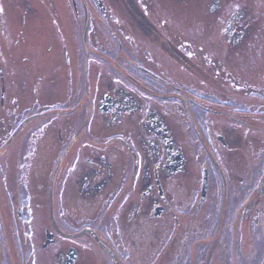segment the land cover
<instances>
[{"label":"flooded vegetation","instance_id":"af4514ba","mask_svg":"<svg viewBox=\"0 0 264 264\" xmlns=\"http://www.w3.org/2000/svg\"><path fill=\"white\" fill-rule=\"evenodd\" d=\"M202 4L214 12L223 8L225 0H202ZM71 8L79 28L73 36L85 62L77 77L71 76L75 91L72 88L67 97L73 96L74 103L80 108L85 104L87 110L78 113L63 107L48 112L44 115L54 118L77 115L63 123L54 119L39 131L24 132L29 122L19 129L27 119L22 120L3 145L16 152L13 165L0 159L3 263L14 264L12 229L26 228L30 236L45 233L43 251L60 247L53 264H67L70 250L77 255L70 264H88L81 248L69 247L66 252L59 239L98 246L103 264H217L221 248L226 264H264V72L260 76L253 67H264V55H254L247 47L231 48L247 36L252 24L249 12L218 18L219 42L212 38L206 45L200 40L201 51L208 45L210 50L218 47H214L216 53L210 52L215 54L212 58L232 56V62H225L227 72L219 70L223 65L208 64V58L202 61L206 65L184 67V36L159 34V38L139 40L131 32L138 31L140 24H126L122 17L112 24L105 5L101 11L94 0H72ZM121 25L128 32H117ZM145 41L154 48L144 49ZM242 52L248 63L244 66L241 57H234ZM12 83L21 86L15 79ZM62 83L69 81L65 77ZM253 121L261 127H254ZM253 131L262 142L255 161ZM26 157L25 167L18 161ZM252 169L261 171L256 175ZM11 176L17 188L7 184ZM35 176L44 200L28 189V184H35ZM104 197L105 203L95 213L86 211L79 219L70 216L72 206L89 208ZM35 199L44 201L48 219L45 223V215L39 217V230ZM117 202L124 209L113 214ZM14 213L17 220L12 221ZM143 226L147 227L143 245L148 243L147 236L155 238L154 231H166V241L157 248L161 250H154L147 262L138 259L139 247L132 245L136 242L126 240L129 233L140 234ZM180 235L184 256L167 258L171 239ZM226 239L231 250L224 247ZM47 242L52 243L44 248ZM28 246L32 264H38L36 244Z\"/></svg>","mask_w":264,"mask_h":264},{"label":"rangeland","instance_id":"374dc122","mask_svg":"<svg viewBox=\"0 0 264 264\" xmlns=\"http://www.w3.org/2000/svg\"><path fill=\"white\" fill-rule=\"evenodd\" d=\"M71 1L72 0H0V154H2L0 159L3 158V161L5 160L8 165L12 162L11 160H13V156L16 152L11 149L12 146L6 150L3 148V145L16 124L22 120L31 118L28 121L29 124L24 128V132L33 129V131H39V128L45 127L47 124L52 125L54 119L57 123L58 121L59 123H63L64 121L74 119L77 115L75 114L67 119L66 117L63 118V116L54 118L53 116L44 115L48 114V112H56L63 109V107H67L68 110L78 109V113L87 110L85 104L81 108L77 103L75 104L73 101L75 98L73 96L69 95V99L67 97L69 92L71 94L72 88H74L73 91H75V85L71 87V76L75 75V77H77L79 69L83 68L82 65L85 62V57L80 55L77 41L73 36L75 32H78L79 28L76 29L74 25L75 13L71 8ZM102 2L108 8V12L112 17V24L118 22V17L126 19V24H128V22L132 23L133 21L140 24L138 31L131 32L135 33L139 40L144 38H159V34L162 37H164L162 34L171 37L184 36V67L186 66V68L189 67L188 65L193 64L206 65V63L202 61L208 58L210 60V62L207 61V63L209 62L208 64L216 65V68L223 65L219 70L224 69L223 71L228 72L227 63L232 62V56L228 55L227 57H222L221 60H219L218 57H216L218 59H214L212 57L215 56V54H211L210 52L214 53L215 51L213 52V50H217L218 47L214 45L213 50H210L208 49L210 45H208L205 49L206 51H201V49H199V43L201 44V40L207 45L209 44L207 40L212 38H215V41L219 42V38H221L220 29L222 26H220L221 22L218 20L226 18L232 13L239 14L240 12H249L248 17L251 18L252 24L250 23L251 27L248 28L250 30H246L247 36L241 44L239 46H232L231 48L245 49L247 47L246 49L254 51V55L257 53L264 55V0H225L223 8L214 12L208 9L207 5L202 4V0H183V3L182 0H102ZM80 12H82V9H80ZM243 16L245 17L246 15ZM139 18L145 23L148 21L152 26H145L143 21L138 22ZM92 22L96 23L94 19ZM117 32L126 33L128 31L124 30L121 25L118 27ZM97 33H99L98 30L94 31L93 34ZM248 37H250L249 41ZM69 38L71 40H69ZM145 43L146 47H144V49L150 50L154 48L146 41ZM154 43L157 46L160 44L158 41ZM214 47L217 48L214 49ZM179 50L180 48H178V51ZM243 54L244 52L240 53L241 56L234 55V57L236 59H240L241 57V63L244 66L248 63ZM226 61L227 63H225ZM262 64L264 65L263 62ZM157 65L159 64L156 61V66ZM253 67L254 70L260 72V76L261 72H264L263 66L253 65ZM221 72L217 73L218 76H222ZM222 74L224 75L226 73L222 72ZM43 76L44 81H42ZM65 77L69 83H62ZM14 79L20 83L21 86L12 83ZM219 80L217 79V81ZM226 80L228 79L226 78ZM58 81L59 83H57ZM216 85L215 83L211 84V86ZM97 92L99 94L101 93L100 91ZM59 102L60 104H58ZM96 102L97 100H95L94 104ZM38 115L43 116L39 117ZM252 125L258 128L261 127V123L258 121H253ZM247 132H249L248 128L245 130V133ZM250 132L252 133V131ZM253 134L252 151L254 154L251 156L253 157V161H255L261 151L262 142L261 136L256 137L254 131ZM33 146V141L27 146L29 156L32 153ZM19 162L26 167L27 157L24 160H19L18 163ZM11 164L13 165V163ZM255 170L256 169H252L253 172H255ZM260 171L261 170H256V175L257 172L260 173ZM33 179L35 184H28V189L37 197L40 192L39 189L42 188V186L39 187L36 183L38 180L37 176ZM15 180L16 179L11 176L7 184H12L14 188H17L18 183ZM191 189H193V187H191L189 191H192ZM40 198H42L41 195ZM105 198L106 197L98 201L99 205H91L89 208L80 204L76 205V207L72 206L74 210H72L70 216L78 217L79 219V216L85 214L86 211H90L89 214L95 213V211L101 207V203H105ZM42 199L44 200L45 198L43 197ZM20 201H22V198ZM43 203L44 201L42 200L39 201L35 199L33 201L36 220L39 219L36 224V230L40 229L39 217L41 215H45V223L48 222V219H45L47 215ZM119 203L120 202H117V205L112 208L113 214H120L124 209V206L121 207ZM108 204L110 206L112 201L109 200ZM68 205L70 204L68 203ZM15 220H17V217L14 213L12 215V221ZM9 222H11V217H9ZM77 225L79 226L80 224L78 223ZM145 229H147V227L143 226L141 227L142 233H129L126 237L129 243L136 242L132 245L137 248L139 247V255L137 257L141 262H147L154 253V250L160 248L166 241V231L158 229L159 231H154L153 233V237H155L153 238L154 241L151 235L148 237L147 234H145L148 243L143 245L145 244L143 237ZM98 235V238L103 243L104 239L101 238L102 236L100 234ZM135 235H137V237H135ZM29 236L30 231L26 228L22 230L12 229L9 242L14 249V264H32V252L28 243L33 245L36 244V250L38 251V258L36 260L38 264H53L54 253L59 246H52L43 251L41 245L45 241V233H40L38 235V231H36V234L33 233L32 236ZM58 241L61 246L64 245L67 247L66 252L69 247L78 248V250L81 248L82 255L88 258L86 260L88 264L104 263L102 253L98 246L94 244L85 246L78 240V242L76 240L69 241L66 239H59ZM224 241V247L227 248L226 250H231L230 241L227 239ZM130 245L128 246L130 247ZM149 247H151V249ZM58 250H60V247ZM112 250L116 251V249ZM160 250L158 249L157 251L159 252ZM4 252V246L0 244V264H4L3 257H1V255L4 256ZM245 252L246 251H244L245 256L242 257V260H244L243 263H246L245 257H247V254H245ZM117 254L120 256V253L117 252ZM216 255V262L219 261L220 264H223V262L226 264V260L223 258H226V255L224 256L222 248L220 257L219 253H216ZM229 255L232 256L228 253V256ZM180 256H184V238H181V235L171 239L167 258ZM248 263L250 262L248 261Z\"/></svg>","mask_w":264,"mask_h":264},{"label":"water","instance_id":"95a60500","mask_svg":"<svg viewBox=\"0 0 264 264\" xmlns=\"http://www.w3.org/2000/svg\"><path fill=\"white\" fill-rule=\"evenodd\" d=\"M96 2H98V3H100V0H96ZM100 7L102 8V5H100ZM23 126V125H22ZM22 126L19 128V129H21L22 128ZM205 182H206V180H205ZM203 193H205V189H204V192ZM49 236H51V235H49ZM52 242H47L45 245H44V248H46L49 244H51ZM76 257H77V255H76V253H75V251L74 250H70V252L68 253V255H67V264H70L71 262H73L74 260H76Z\"/></svg>","mask_w":264,"mask_h":264}]
</instances>
